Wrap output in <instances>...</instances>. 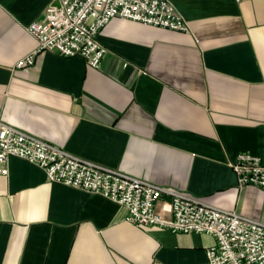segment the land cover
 Listing matches in <instances>:
<instances>
[{"label":"crops","instance_id":"0c3cea01","mask_svg":"<svg viewBox=\"0 0 264 264\" xmlns=\"http://www.w3.org/2000/svg\"><path fill=\"white\" fill-rule=\"evenodd\" d=\"M187 33L115 18L98 68L43 52L27 27L57 0H0V118L87 160L264 223L238 189L240 152L264 164V0H169ZM164 195L157 211L168 208ZM125 207L49 182L17 157L0 175V264H201L207 234L135 227Z\"/></svg>","mask_w":264,"mask_h":264},{"label":"built area","instance_id":"2783aa9c","mask_svg":"<svg viewBox=\"0 0 264 264\" xmlns=\"http://www.w3.org/2000/svg\"><path fill=\"white\" fill-rule=\"evenodd\" d=\"M41 20L27 27L37 47L15 64L27 69L43 52L81 57L98 68L107 49L98 36L115 18L187 33L188 25L169 0H57ZM10 157L26 160L44 170L49 182L99 194L127 211L125 221L135 227H157L173 233H198L213 237L201 264H264V223L209 205L198 198L163 188L56 147L0 118V175L7 174ZM238 189L264 191V164L247 153L230 164ZM168 208L157 211L162 197Z\"/></svg>","mask_w":264,"mask_h":264},{"label":"water","instance_id":"95a60500","mask_svg":"<svg viewBox=\"0 0 264 264\" xmlns=\"http://www.w3.org/2000/svg\"><path fill=\"white\" fill-rule=\"evenodd\" d=\"M54 5L58 6V1L56 3H54Z\"/></svg>","mask_w":264,"mask_h":264}]
</instances>
